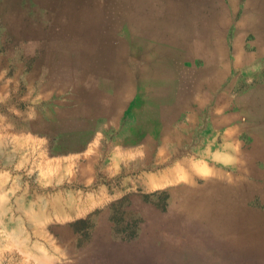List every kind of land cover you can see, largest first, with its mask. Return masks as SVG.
I'll return each mask as SVG.
<instances>
[{
  "label": "rangeland",
  "instance_id": "obj_1",
  "mask_svg": "<svg viewBox=\"0 0 264 264\" xmlns=\"http://www.w3.org/2000/svg\"><path fill=\"white\" fill-rule=\"evenodd\" d=\"M0 264H264V0H0Z\"/></svg>",
  "mask_w": 264,
  "mask_h": 264
},
{
  "label": "bare ground",
  "instance_id": "obj_2",
  "mask_svg": "<svg viewBox=\"0 0 264 264\" xmlns=\"http://www.w3.org/2000/svg\"><path fill=\"white\" fill-rule=\"evenodd\" d=\"M150 55V54H149Z\"/></svg>",
  "mask_w": 264,
  "mask_h": 264
}]
</instances>
